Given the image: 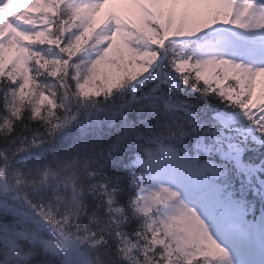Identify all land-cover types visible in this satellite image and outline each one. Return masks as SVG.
Masks as SVG:
<instances>
[{
	"label": "snow or ice",
	"instance_id": "1",
	"mask_svg": "<svg viewBox=\"0 0 264 264\" xmlns=\"http://www.w3.org/2000/svg\"><path fill=\"white\" fill-rule=\"evenodd\" d=\"M100 2L0 23V264H264V0Z\"/></svg>",
	"mask_w": 264,
	"mask_h": 264
},
{
	"label": "rangeland",
	"instance_id": "2",
	"mask_svg": "<svg viewBox=\"0 0 264 264\" xmlns=\"http://www.w3.org/2000/svg\"><path fill=\"white\" fill-rule=\"evenodd\" d=\"M23 0H17L16 5L20 6ZM88 12L89 16L93 18L91 21L88 17L87 20L91 21L92 27L95 29V32L100 34L101 36L105 35V33L101 32L99 26L103 24L107 28V31L115 28L117 25L127 26L129 28L134 27H146L144 23L151 19L150 11L145 7V0H114L111 3H106L105 5H99L98 8H89L85 10ZM116 19L114 26H112L111 19ZM100 20L97 21V20ZM3 16L0 13V23H3ZM100 24V25H99ZM106 32V34L108 33ZM117 46L123 47V42L120 37H117ZM19 53L15 49L11 52H7L5 54L6 63L10 62L12 59H16ZM117 57L116 50L109 54L110 59H114ZM128 73L126 74L129 79L132 76L136 75V72H139L140 66L138 63H129L128 65ZM101 78L105 73L112 75H123V73L113 65L104 64L101 65L100 68Z\"/></svg>",
	"mask_w": 264,
	"mask_h": 264
},
{
	"label": "bare ground",
	"instance_id": "3",
	"mask_svg": "<svg viewBox=\"0 0 264 264\" xmlns=\"http://www.w3.org/2000/svg\"><path fill=\"white\" fill-rule=\"evenodd\" d=\"M262 77H264V74L263 75H261ZM264 81V80H263Z\"/></svg>",
	"mask_w": 264,
	"mask_h": 264
}]
</instances>
